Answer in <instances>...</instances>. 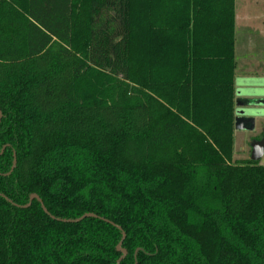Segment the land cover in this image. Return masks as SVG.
Wrapping results in <instances>:
<instances>
[{
    "label": "trees",
    "instance_id": "trees-1",
    "mask_svg": "<svg viewBox=\"0 0 264 264\" xmlns=\"http://www.w3.org/2000/svg\"><path fill=\"white\" fill-rule=\"evenodd\" d=\"M235 29V0H0V264H264Z\"/></svg>",
    "mask_w": 264,
    "mask_h": 264
},
{
    "label": "rangeland",
    "instance_id": "rangeland-1",
    "mask_svg": "<svg viewBox=\"0 0 264 264\" xmlns=\"http://www.w3.org/2000/svg\"><path fill=\"white\" fill-rule=\"evenodd\" d=\"M235 24L236 109L241 105L249 116L245 129L234 132L232 163H242L249 161L252 143L264 136V0H235ZM48 62L41 61L44 69ZM61 63L69 69L73 59ZM3 65L0 61V71ZM112 89L120 91L117 85ZM259 164L264 166V155Z\"/></svg>",
    "mask_w": 264,
    "mask_h": 264
},
{
    "label": "water",
    "instance_id": "water-1",
    "mask_svg": "<svg viewBox=\"0 0 264 264\" xmlns=\"http://www.w3.org/2000/svg\"><path fill=\"white\" fill-rule=\"evenodd\" d=\"M244 110L245 109H243L241 107V105H239V108L236 109L235 130H243V129H245V126L248 124L247 118L249 116L248 115L249 113H247ZM263 155H264V137H263L262 140H256V141H254L252 143L250 160L253 161V162H259L262 159ZM33 200H38L39 202L42 203V201H41V199H40V197L38 195H33L31 197L29 205L32 203ZM44 211L46 213H48L45 208H44ZM91 217L98 218L96 215L86 214L83 217H81V218H79V219H77L75 221H72V220H70V221L71 222H80V221H82L85 218H91ZM118 251L122 253V258L121 259H124L127 256V251L122 249L120 245L118 247Z\"/></svg>",
    "mask_w": 264,
    "mask_h": 264
},
{
    "label": "flooded vegetation",
    "instance_id": "flooded-vegetation-1",
    "mask_svg": "<svg viewBox=\"0 0 264 264\" xmlns=\"http://www.w3.org/2000/svg\"><path fill=\"white\" fill-rule=\"evenodd\" d=\"M245 84H247V85L249 86V85H252V82H250V83H245ZM247 85H246V86H247ZM263 137H264V136H263ZM259 140H260V139H259Z\"/></svg>",
    "mask_w": 264,
    "mask_h": 264
},
{
    "label": "crops",
    "instance_id": "crops-1",
    "mask_svg": "<svg viewBox=\"0 0 264 264\" xmlns=\"http://www.w3.org/2000/svg\"><path fill=\"white\" fill-rule=\"evenodd\" d=\"M237 83H238V80H236V85H237Z\"/></svg>",
    "mask_w": 264,
    "mask_h": 264
}]
</instances>
